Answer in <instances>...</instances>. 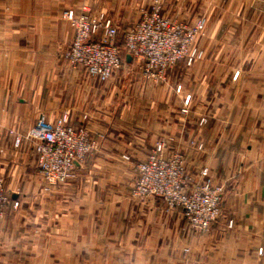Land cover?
Returning a JSON list of instances; mask_svg holds the SVG:
<instances>
[{"label":"crops","instance_id":"0c3cea01","mask_svg":"<svg viewBox=\"0 0 264 264\" xmlns=\"http://www.w3.org/2000/svg\"><path fill=\"white\" fill-rule=\"evenodd\" d=\"M154 3L165 17L206 18L194 66L180 62L164 83L62 71L73 38L65 11L87 7L125 31ZM61 116L99 150L49 186L31 143L15 147L10 131ZM162 139L195 182L207 168L225 188L206 233L161 199L131 197ZM0 178L21 204L0 221V264H264V0H0Z\"/></svg>","mask_w":264,"mask_h":264},{"label":"built area","instance_id":"2783aa9c","mask_svg":"<svg viewBox=\"0 0 264 264\" xmlns=\"http://www.w3.org/2000/svg\"><path fill=\"white\" fill-rule=\"evenodd\" d=\"M62 17L73 30L64 58L71 67L101 83L113 79L127 65V55L132 57V70L154 83L166 82L169 71L181 61L192 66L203 58L197 39L205 32L206 19L187 23L165 17L158 3L141 10L138 22L124 31L122 45L119 26L105 15L94 16L84 7L81 13L67 10ZM10 135L15 147L24 141L31 143L40 176L51 186L67 184L87 156L99 150L87 127L71 125L67 116L54 122L40 121L25 135L15 131H10ZM171 148L162 139L138 165L131 197L161 199L168 209H180L191 228L206 233L221 217L225 188L214 183L207 168L202 170L200 182H195L187 170L185 155ZM20 206L0 178V221L9 210Z\"/></svg>","mask_w":264,"mask_h":264},{"label":"rangeland","instance_id":"374dc122","mask_svg":"<svg viewBox=\"0 0 264 264\" xmlns=\"http://www.w3.org/2000/svg\"><path fill=\"white\" fill-rule=\"evenodd\" d=\"M201 18H205V17H199L198 20L201 19ZM205 19H206V18H205ZM206 21H207V20H206ZM189 23H190V22H189ZM123 33H124V31L121 30V36H120V38H119V44H120V45L123 44ZM201 39H202V35H200V36L198 37V39H197V46H198V48L202 51L203 56H204V51H203L202 48L200 47V41H201ZM69 45H70V43L66 46V48H65V52H66L67 48L69 47ZM62 60H63V64H64V68L62 69V71H64V72H68V71H71V70L73 71V67L71 68V65L69 64V62H68L65 58H63ZM199 61H200V60H198L197 62H199ZM181 62H182V63H185L184 61H181ZM197 62H196V63H197ZM196 63H195V64H196ZM178 64H179V63H178ZM178 64H177V65H178ZM185 64H186V63H185ZM195 64H194V65H195ZM177 65H176V66H177ZM194 65H192V66H194ZM176 66H175V67H176ZM185 66H186L187 68L192 67V66H188L187 64H186ZM175 67H174V68H175ZM174 68H173V69H174ZM131 71H133L132 68L128 69V68H126V67L124 66L119 72H122V73H126V74H128V73H132ZM133 72H136V71H133ZM138 73H139V72H138ZM119 82H120V83H118L119 88H120V89H124V87H125L124 84H125L126 81L123 79V80H120ZM129 82H132V81H131V79L128 78V79H127V83H129ZM121 83H122V84H121ZM120 84H121V85H120ZM132 84H133V83H132ZM132 89H133V88H132ZM131 94H132V92H131ZM131 96H132V95H131ZM142 99H143L142 97H139V96H136V95L133 97V100H134L135 103L137 102V100H138V102H139V100H141L140 102H142ZM15 132H16V131H15ZM16 133H17V132H16ZM17 134L25 135L26 133H25V134L17 133ZM93 154H94V153H92V154H90V155H93ZM186 167H187V166H186ZM43 183H45V182L43 181ZM45 184H46V183H45ZM49 186H51V185H49ZM222 205H223V204H222ZM222 215H223V213H221V216H222Z\"/></svg>","mask_w":264,"mask_h":264},{"label":"water","instance_id":"95a60500","mask_svg":"<svg viewBox=\"0 0 264 264\" xmlns=\"http://www.w3.org/2000/svg\"><path fill=\"white\" fill-rule=\"evenodd\" d=\"M127 61L131 62L132 61V57L130 55H127Z\"/></svg>","mask_w":264,"mask_h":264}]
</instances>
